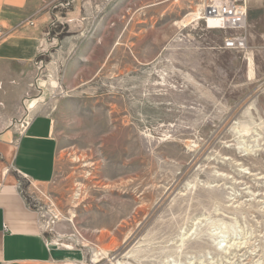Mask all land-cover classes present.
Here are the masks:
<instances>
[{"label":"rangeland","instance_id":"1","mask_svg":"<svg viewBox=\"0 0 264 264\" xmlns=\"http://www.w3.org/2000/svg\"><path fill=\"white\" fill-rule=\"evenodd\" d=\"M245 1L244 52L191 20L209 0H55L21 25L43 40L0 136L53 126L54 179L18 181L76 264H264V0Z\"/></svg>","mask_w":264,"mask_h":264},{"label":"crops","instance_id":"2","mask_svg":"<svg viewBox=\"0 0 264 264\" xmlns=\"http://www.w3.org/2000/svg\"><path fill=\"white\" fill-rule=\"evenodd\" d=\"M54 1L0 0V69L4 78L0 80V108L6 103L5 108L18 109L29 95L28 80L35 72L43 28L34 24L35 29L30 33L21 25L29 18H37L36 14L46 11ZM47 19L44 12L39 21L44 23ZM53 134L50 122L40 117L17 145L8 144L13 133L0 136V264H76L79 261H73L75 256L69 251L50 243L37 213L27 205L18 181L26 178L47 184L54 179L57 144ZM6 168L13 172H2Z\"/></svg>","mask_w":264,"mask_h":264},{"label":"built area","instance_id":"3","mask_svg":"<svg viewBox=\"0 0 264 264\" xmlns=\"http://www.w3.org/2000/svg\"><path fill=\"white\" fill-rule=\"evenodd\" d=\"M201 19L207 27L209 20L213 21L214 31L229 33L224 38L222 49L231 52H244L248 48V39L243 34L247 25L248 7L245 0H209L201 11ZM30 25H34L30 23ZM32 119L24 117L13 127L17 134L23 137L31 125Z\"/></svg>","mask_w":264,"mask_h":264},{"label":"bare ground","instance_id":"4","mask_svg":"<svg viewBox=\"0 0 264 264\" xmlns=\"http://www.w3.org/2000/svg\"><path fill=\"white\" fill-rule=\"evenodd\" d=\"M191 20L193 21H198L201 19V13L200 12H197V13H194V14H191ZM209 24L210 26L208 27V29H214L212 27V24H213V21L212 20H209ZM55 219H59V218H55ZM104 236V235H103ZM92 257L94 258V262L95 263H100L102 259H100V256L102 255H107V252L106 251H101L100 249H97L95 247H92ZM119 264H123V263H119Z\"/></svg>","mask_w":264,"mask_h":264}]
</instances>
